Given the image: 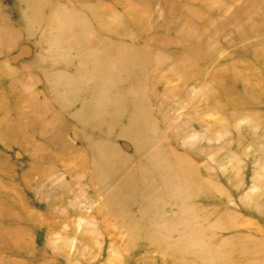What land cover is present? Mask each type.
<instances>
[{
  "label": "rangeland",
  "instance_id": "obj_1",
  "mask_svg": "<svg viewBox=\"0 0 264 264\" xmlns=\"http://www.w3.org/2000/svg\"><path fill=\"white\" fill-rule=\"evenodd\" d=\"M0 264H264V0H0Z\"/></svg>",
  "mask_w": 264,
  "mask_h": 264
},
{
  "label": "water",
  "instance_id": "obj_2",
  "mask_svg": "<svg viewBox=\"0 0 264 264\" xmlns=\"http://www.w3.org/2000/svg\"><path fill=\"white\" fill-rule=\"evenodd\" d=\"M27 54H28V53H27ZM27 54H26V55H27ZM16 58H17V56L15 55V57H13L12 59L15 60Z\"/></svg>",
  "mask_w": 264,
  "mask_h": 264
}]
</instances>
